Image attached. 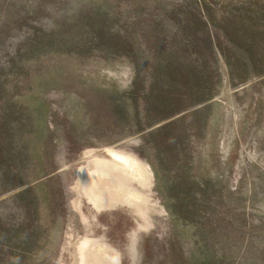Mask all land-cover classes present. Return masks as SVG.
Returning a JSON list of instances; mask_svg holds the SVG:
<instances>
[{
  "label": "rangeland",
  "instance_id": "rangeland-1",
  "mask_svg": "<svg viewBox=\"0 0 264 264\" xmlns=\"http://www.w3.org/2000/svg\"><path fill=\"white\" fill-rule=\"evenodd\" d=\"M0 264H264V0H0Z\"/></svg>",
  "mask_w": 264,
  "mask_h": 264
}]
</instances>
